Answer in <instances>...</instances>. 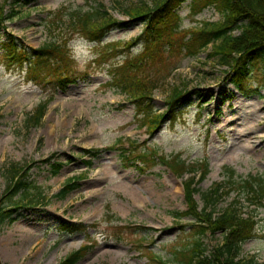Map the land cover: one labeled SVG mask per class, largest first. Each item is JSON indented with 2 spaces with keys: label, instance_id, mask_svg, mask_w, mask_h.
I'll list each match as a JSON object with an SVG mask.
<instances>
[{
  "label": "rangeland",
  "instance_id": "rangeland-1",
  "mask_svg": "<svg viewBox=\"0 0 264 264\" xmlns=\"http://www.w3.org/2000/svg\"><path fill=\"white\" fill-rule=\"evenodd\" d=\"M143 1L150 2L0 0L7 13L14 8L21 11L6 21L2 32L13 33L27 46L38 48L50 38L45 27L50 12L63 5L87 10L104 4L114 17L127 20L128 6ZM179 14L182 27L190 29L199 22L223 20L213 5L192 15L191 0L182 4ZM142 31V23H131L111 30L99 44L76 33L71 39L72 52L79 70L87 75L66 89L32 80L25 63L22 67L8 66L1 46L6 36L2 35L0 197L14 165L29 166L30 180L43 192L35 207L22 209L14 223L2 226L0 246L13 242L10 259H3L0 253L3 263L58 264L90 239L93 247L76 264H156L149 256L151 252L174 264H184L177 262L174 250L194 241L190 234L193 220L175 218L173 212L188 208L183 182L191 173L177 175L161 158L145 172L126 166L121 160L122 145L135 142L148 151L155 150L158 158L179 155L187 163H208L209 173L198 184L201 192L224 179L226 165L242 177L264 175V82L260 75H252L248 86L253 91L241 92L231 82L228 67L210 57L211 46L195 56L181 58L179 67L151 94L153 109L163 113L170 106L169 96L175 87L191 91L184 95L176 118L167 117L154 133L139 126L135 104L127 95L105 87L111 76L108 64L100 58L103 44L125 43ZM239 32L235 29L234 34ZM142 45L136 41L115 59L136 54ZM48 97L52 99L42 124L26 127V113ZM249 123L256 124L254 134H243ZM55 163L61 165L57 174L52 172ZM83 174L76 189L65 196L59 194L68 179ZM196 198L202 207L201 193ZM231 199L221 200L217 211L227 207ZM242 209L255 217L257 225L256 235L243 244L241 256H254L258 264H264V205L256 208L244 202ZM108 213L122 221H110ZM72 224H84L85 231L64 229ZM201 240L209 253L223 236L221 232L208 233Z\"/></svg>",
  "mask_w": 264,
  "mask_h": 264
},
{
  "label": "trees",
  "instance_id": "trees-1",
  "mask_svg": "<svg viewBox=\"0 0 264 264\" xmlns=\"http://www.w3.org/2000/svg\"><path fill=\"white\" fill-rule=\"evenodd\" d=\"M185 1L135 2L127 8V20L114 17L104 4L90 6L87 10L83 7L63 6L50 12L45 26L50 38L38 48L27 46L12 33L2 32L6 27L5 22L17 16L20 10L14 8L7 13L3 5H0V40L2 35L6 36L1 42L2 53L8 66H22L26 63L29 66V75L38 83L55 84L56 87L66 89L69 84L87 75L79 70V64L70 48V40L76 33L80 32L87 39L101 43L113 29L124 28L131 23H142L143 31L137 38L125 43L107 42L103 44L100 55L103 61L110 63L108 72L111 79L105 86L126 94L136 106L139 126H145L151 129L150 133H154L167 117L174 115L173 118H176L177 108L183 104L184 95L191 93L190 90L184 91L175 87L169 96L170 106L163 113L156 112L150 103L151 94L179 67L178 63L183 57L195 56L211 46L210 57L228 67L231 82L241 92L248 94L253 91L248 86L252 75H260L264 82V0H191L193 13L200 12L208 5H214L223 15V20L206 21L201 27L190 30L182 28L178 12ZM238 28L240 32L234 34ZM138 40L143 44L139 52L127 54L125 58L117 61L113 60L119 53L130 50ZM50 101L51 97L26 113V127L42 124ZM141 145L131 142V148L121 146L122 161L126 166L134 164L140 171L145 172L161 158L177 175L191 173L184 181L188 208L175 211L173 215L178 219L189 217L193 220L190 234L194 236V241L183 249L174 250L173 256L177 262L258 264L254 256H241L242 246L255 236L257 224L255 217L245 214L242 208L244 202L255 205L256 208L264 205V175L242 177L235 168L226 165L223 170L224 179L201 192L198 184L209 173L208 163H187L179 155L158 158L155 150L148 151L141 148ZM11 169L10 181L0 197V233L3 225L12 224L18 219V213L22 209L35 207L38 199L43 198L40 186L30 180L29 166L14 165ZM60 169V164L52 165L54 174L59 173ZM198 173L199 178L196 180ZM81 177L84 175L68 179L59 194L65 196L76 189ZM197 193H201L204 202L202 207L196 198ZM229 196L232 199L227 207L217 211V204ZM107 217L110 221L115 218L111 214H107ZM83 225L78 227L73 224L67 229L81 231L84 230ZM217 232L222 233V242L206 253L201 238L208 233ZM90 247L89 243L83 244L58 264H76L87 254ZM149 256L156 264H173L171 259L163 255L151 252ZM0 264L5 263L0 259Z\"/></svg>",
  "mask_w": 264,
  "mask_h": 264
},
{
  "label": "bare ground",
  "instance_id": "bare-ground-1",
  "mask_svg": "<svg viewBox=\"0 0 264 264\" xmlns=\"http://www.w3.org/2000/svg\"><path fill=\"white\" fill-rule=\"evenodd\" d=\"M256 126V124H247L246 130L243 131V134H254L253 128ZM252 137V135H251ZM253 138V137H252ZM12 245L13 242L12 241H8L6 245H4L3 247L0 246V253L3 259H10L11 254L9 253L12 250Z\"/></svg>",
  "mask_w": 264,
  "mask_h": 264
}]
</instances>
